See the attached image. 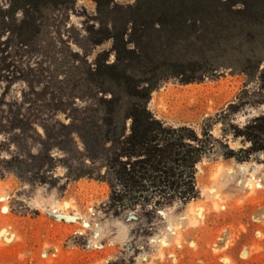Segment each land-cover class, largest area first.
I'll return each mask as SVG.
<instances>
[{"label": "rangeland", "instance_id": "1", "mask_svg": "<svg viewBox=\"0 0 264 264\" xmlns=\"http://www.w3.org/2000/svg\"><path fill=\"white\" fill-rule=\"evenodd\" d=\"M104 13L96 0L50 6L37 26L0 39V264H264V152L226 155V145L250 147L234 127L264 115V103L218 120L244 91L264 95L261 38L236 43L233 58H183L196 80L169 77L151 95L149 110L167 127L202 133L215 119L219 143L198 166L199 196L121 211L108 161L130 131L133 102H112L89 77L103 53L116 60L114 41L100 42ZM237 50L247 72L219 65Z\"/></svg>", "mask_w": 264, "mask_h": 264}, {"label": "trees", "instance_id": "2", "mask_svg": "<svg viewBox=\"0 0 264 264\" xmlns=\"http://www.w3.org/2000/svg\"><path fill=\"white\" fill-rule=\"evenodd\" d=\"M75 1L0 0V39L24 25L37 26L44 8L67 7ZM96 1L101 9L105 5L101 23L107 37L100 42L114 41L116 60L111 63L103 53L89 77L103 93L112 95V102L119 97L133 102L128 113L130 131L108 161L113 203L121 211L139 205L156 208L177 200L188 203L200 194L198 166L219 143L213 135L215 119H209L202 133L193 127H167L149 110L151 95L169 77L185 83L196 80L197 67L181 65L185 57L233 58L238 42L259 36L264 43V0H137L126 6L113 5L114 0ZM237 51L242 54L239 59L219 65L247 72L248 56ZM257 96L244 91L218 120L231 117L245 105L264 103V95ZM234 130L235 138L251 145L238 151L226 145L228 158L247 161L264 152V115Z\"/></svg>", "mask_w": 264, "mask_h": 264}]
</instances>
